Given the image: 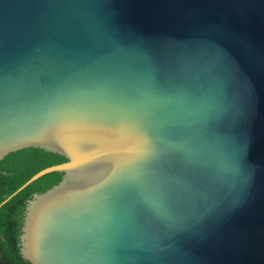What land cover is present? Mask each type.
Instances as JSON below:
<instances>
[{"label":"water","instance_id":"obj_1","mask_svg":"<svg viewBox=\"0 0 264 264\" xmlns=\"http://www.w3.org/2000/svg\"><path fill=\"white\" fill-rule=\"evenodd\" d=\"M0 163L28 264H264V0H0Z\"/></svg>","mask_w":264,"mask_h":264},{"label":"trees","instance_id":"obj_2","mask_svg":"<svg viewBox=\"0 0 264 264\" xmlns=\"http://www.w3.org/2000/svg\"><path fill=\"white\" fill-rule=\"evenodd\" d=\"M32 174L23 167L0 163V202ZM38 181H31L0 205V264H28L20 254L8 215L38 186Z\"/></svg>","mask_w":264,"mask_h":264}]
</instances>
